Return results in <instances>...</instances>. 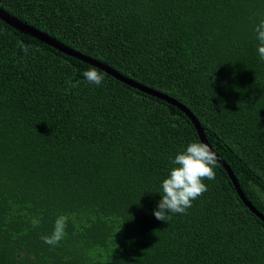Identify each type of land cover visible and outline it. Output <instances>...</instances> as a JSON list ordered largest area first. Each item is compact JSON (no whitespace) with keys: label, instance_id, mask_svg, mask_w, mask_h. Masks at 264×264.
<instances>
[{"label":"trees","instance_id":"1","mask_svg":"<svg viewBox=\"0 0 264 264\" xmlns=\"http://www.w3.org/2000/svg\"><path fill=\"white\" fill-rule=\"evenodd\" d=\"M0 8L186 106L264 214V61L253 31L264 0ZM91 66L0 20V264H264V223L219 163L186 214L154 217L170 158L200 139L158 97L101 69L103 84H89ZM60 215L66 236L50 246L41 237Z\"/></svg>","mask_w":264,"mask_h":264},{"label":"clouds","instance_id":"2","mask_svg":"<svg viewBox=\"0 0 264 264\" xmlns=\"http://www.w3.org/2000/svg\"><path fill=\"white\" fill-rule=\"evenodd\" d=\"M256 34L257 53L259 59L264 61V19L254 27ZM17 46L25 52L29 45L18 40ZM89 84L101 86L105 79V73L97 67L91 66L82 73ZM77 84L73 83L72 87ZM218 166L217 155L208 144L202 141H192L182 150H179L174 158L169 160V171L161 182V199L153 215L157 220L166 221L171 219L170 214H186L187 209L192 207V202L202 196L207 190L205 179L214 180L215 169ZM68 217L60 215L54 222V228L50 235L42 236L41 239L50 246H56L65 238ZM38 224V221H33Z\"/></svg>","mask_w":264,"mask_h":264},{"label":"water","instance_id":"3","mask_svg":"<svg viewBox=\"0 0 264 264\" xmlns=\"http://www.w3.org/2000/svg\"><path fill=\"white\" fill-rule=\"evenodd\" d=\"M0 20L3 21L6 25L13 27L14 29H16L17 31H19L21 33L27 34V35L45 43V44L53 47L54 49L61 51L64 54L70 55V56L77 58L83 62H86L92 66H95L98 69H101L104 72H106L107 74L111 75L112 77L117 78L118 80H120V81L134 87V88H137L138 90H140L144 93L153 95V96L158 97V98L162 99L163 101H165L171 105H174L175 107H177L178 109L183 111L184 114L191 121V123L193 124V126L197 132V135H198L200 141L208 144L209 147L212 148V146L209 144L208 140L205 137L202 126L200 125L199 121L194 116V114L186 106L175 101V99L169 97L166 94L155 91V90L148 88L146 86L140 85L139 83L133 81L132 79L127 78L126 76H123L122 74L118 73L117 71L113 70L112 68H109L108 66H106V64L99 62L96 59H93L89 56H86V55H84L78 51H75V50L67 47L66 45L57 41L55 38L47 35L44 32H41L40 30H38L35 27L27 24L26 22H23V21L17 19L16 17L10 15L9 13H7L6 11H4L1 8H0ZM213 151H215V150L213 149ZM215 153L217 155L218 163L220 165H222V167L226 170V172L230 178V181H231L232 185L234 186V189H235L238 197L240 198V200L244 203V205L246 206V208L250 212H252L259 220H261L264 223V214L262 212H260L250 202V200L245 196V194L241 190V188L238 184V181H237L234 173L232 172L230 166L218 155V153L216 151H215Z\"/></svg>","mask_w":264,"mask_h":264}]
</instances>
